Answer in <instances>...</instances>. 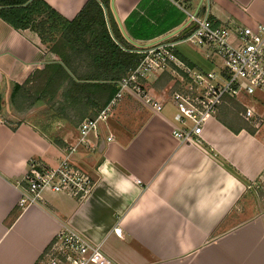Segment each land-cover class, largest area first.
<instances>
[{"label":"crops","instance_id":"0c3cea01","mask_svg":"<svg viewBox=\"0 0 264 264\" xmlns=\"http://www.w3.org/2000/svg\"><path fill=\"white\" fill-rule=\"evenodd\" d=\"M43 1L72 21L91 0ZM95 1L109 29L133 46L193 26L176 0ZM184 7L209 12L215 25L264 23V0H192ZM53 59L36 31L16 29L0 15V264H41L66 226L101 245L116 264H264V127L252 129L240 102L229 100L204 124L203 144L179 142L171 132L177 109L168 72L145 82L161 111L126 94L109 119L114 140L107 142L102 129L97 149L73 155L99 178L87 201L45 190L41 203L20 208L31 160L56 165L78 137L55 134L61 146L26 114L34 103L22 110L12 103L14 86Z\"/></svg>","mask_w":264,"mask_h":264},{"label":"built area","instance_id":"2783aa9c","mask_svg":"<svg viewBox=\"0 0 264 264\" xmlns=\"http://www.w3.org/2000/svg\"><path fill=\"white\" fill-rule=\"evenodd\" d=\"M192 0H176L188 17L187 24L173 35L134 51L141 55L139 63L118 82V91L112 100L93 117L84 118L78 126L75 143L65 148L56 165H44L31 160L20 186V208L41 203L42 192L65 194L79 203L93 194L99 178L84 169L73 155L85 149L98 148L101 130L105 140L114 136L109 131L113 109L126 94L136 97L159 112L163 104L149 95L145 82L151 75L168 72L174 81L171 101L176 106L172 135L181 143L203 144L204 124L216 116L220 107L229 100L242 105L241 117L259 132L264 127V115L245 100L258 99L264 93V23L241 25L232 19L215 25L209 12L199 15L184 7ZM188 28L186 32L181 31ZM176 36V37H175ZM182 42H189L205 50L206 57L216 69L204 71L185 62L176 50ZM216 70V71H215ZM119 232L118 228H115ZM41 264H116L101 245L71 227H64L45 249Z\"/></svg>","mask_w":264,"mask_h":264},{"label":"trees","instance_id":"16d2710c","mask_svg":"<svg viewBox=\"0 0 264 264\" xmlns=\"http://www.w3.org/2000/svg\"><path fill=\"white\" fill-rule=\"evenodd\" d=\"M0 15L16 29L36 31L54 58L24 84L14 86L12 103L21 110L43 102L58 107L67 119L68 111L76 110V123L93 117L112 100L118 82L140 61L141 55L134 51L137 46L125 41L114 26H110L111 35L95 0L72 21L43 0H0ZM76 66L85 71L78 73ZM57 143L65 145L62 140Z\"/></svg>","mask_w":264,"mask_h":264},{"label":"rangeland","instance_id":"374dc122","mask_svg":"<svg viewBox=\"0 0 264 264\" xmlns=\"http://www.w3.org/2000/svg\"><path fill=\"white\" fill-rule=\"evenodd\" d=\"M176 50L180 53V55L185 57L184 59L189 60L188 62L199 69H202L204 71H212L216 69L215 64L210 62L208 57H206L205 50L199 46H195L189 42H182L176 46ZM81 59L85 60L82 55ZM145 87L147 88V84H145ZM257 97H259V99H257V104H253L252 101L249 100L245 101L249 105L253 106L254 109H264V93L257 94ZM33 107L34 108L26 114L28 115V117H30V119L35 120L36 124L39 127L43 128L44 130L47 129V132H49L50 135H53V138L55 140H57L55 134L60 135V132L62 131L71 133V136L75 135V137H77L78 126L81 121L76 123V119L78 116L76 110L70 109L68 111V119L65 117L66 121L63 125H61L58 123V119L63 117V115H60L61 112H59L58 107H53L52 105L45 104L43 102H35ZM71 141H73V139ZM71 141L69 140V142ZM84 169L86 168L84 167Z\"/></svg>","mask_w":264,"mask_h":264}]
</instances>
